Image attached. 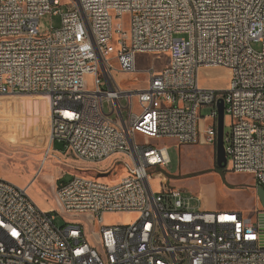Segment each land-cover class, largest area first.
Returning a JSON list of instances; mask_svg holds the SVG:
<instances>
[{"label":"built area","instance_id":"obj_1","mask_svg":"<svg viewBox=\"0 0 264 264\" xmlns=\"http://www.w3.org/2000/svg\"><path fill=\"white\" fill-rule=\"evenodd\" d=\"M47 13L61 14V26L41 33ZM140 53L169 61L144 71L146 85L123 88L114 74L139 73ZM206 67L228 69L229 86H202ZM11 93L49 97L40 171L56 142L84 164L55 196L62 213L99 222L101 247L84 224L58 226L27 187L0 177V264H264L261 203L257 221L197 210L195 197L169 179L156 190L150 174L171 161L151 139L216 146L224 101L233 118L227 160L264 188V0H0V95ZM110 212L138 218L108 225Z\"/></svg>","mask_w":264,"mask_h":264},{"label":"rangeland","instance_id":"obj_2","mask_svg":"<svg viewBox=\"0 0 264 264\" xmlns=\"http://www.w3.org/2000/svg\"><path fill=\"white\" fill-rule=\"evenodd\" d=\"M67 7L61 11L65 12ZM61 14L47 13L39 24L41 33H48L52 28L61 26ZM125 27L128 16L123 18ZM119 22L115 21L117 26ZM260 49L259 44H254ZM169 61L165 53H140L137 55L139 73H115L116 80L123 88L136 89L147 84L144 72L151 66L163 68ZM89 86H93V77L87 76ZM202 86L224 88L229 86L230 71L223 67L204 68L200 72ZM203 114H210L209 108ZM210 121H207L209 124ZM233 118L226 115L225 132H231ZM50 141V99L43 93H11L0 95V177L28 187V192L37 205L46 212L56 215V224L63 227L68 224H84L87 236L93 245V235L99 228V222L91 224L85 216H73L60 211L55 196V184L68 183L73 175L84 173V164L70 153L65 144L56 142L47 160L42 166L49 149ZM151 142L166 146L170 155V163L165 168L150 171L153 186L159 190L160 178L168 177L170 186L182 189L187 197H195L192 206L197 210H239L246 217L258 220L261 209L258 199L257 184L253 174L235 172L233 163L228 161L225 168L218 164L217 148L213 145L177 144L172 138L151 139ZM95 168L105 167L106 162L92 164ZM40 171V172H39ZM120 173L122 170H118ZM164 172L166 176L162 173ZM104 182H110L113 176L107 175ZM57 177V178H56ZM200 198V200L198 199ZM138 218L137 213L110 212L103 215L108 225L130 224Z\"/></svg>","mask_w":264,"mask_h":264},{"label":"water","instance_id":"obj_3","mask_svg":"<svg viewBox=\"0 0 264 264\" xmlns=\"http://www.w3.org/2000/svg\"><path fill=\"white\" fill-rule=\"evenodd\" d=\"M218 138H217V160L220 167L225 168L228 164L225 144H224V134H225V104L224 101L219 102L218 105ZM166 176L164 172H160ZM163 180V179H162ZM168 177L166 176L165 182H167ZM164 181V180H163ZM56 187V184H55ZM258 199L264 208V188L262 186L257 188ZM99 240V235H95Z\"/></svg>","mask_w":264,"mask_h":264},{"label":"bare ground","instance_id":"obj_4","mask_svg":"<svg viewBox=\"0 0 264 264\" xmlns=\"http://www.w3.org/2000/svg\"><path fill=\"white\" fill-rule=\"evenodd\" d=\"M49 147L51 146V139H50V141H49V145H48ZM27 189H28V187H27Z\"/></svg>","mask_w":264,"mask_h":264},{"label":"crops","instance_id":"obj_5","mask_svg":"<svg viewBox=\"0 0 264 264\" xmlns=\"http://www.w3.org/2000/svg\"><path fill=\"white\" fill-rule=\"evenodd\" d=\"M207 68V67H206ZM209 68V67H208ZM204 69V68H203ZM57 178V177H56ZM29 187V186H28Z\"/></svg>","mask_w":264,"mask_h":264}]
</instances>
